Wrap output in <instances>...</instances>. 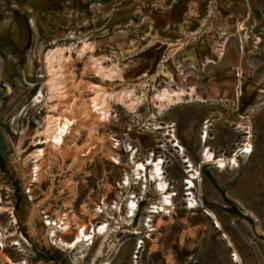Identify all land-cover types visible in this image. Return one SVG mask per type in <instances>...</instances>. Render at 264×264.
<instances>
[{
    "label": "rangeland",
    "instance_id": "374dc122",
    "mask_svg": "<svg viewBox=\"0 0 264 264\" xmlns=\"http://www.w3.org/2000/svg\"><path fill=\"white\" fill-rule=\"evenodd\" d=\"M166 91L183 97L160 111ZM50 115L74 122L61 148ZM248 144L238 167L204 163ZM151 157L160 215L152 166L137 179ZM104 224L93 245L53 241ZM0 234V264H264V0H0Z\"/></svg>",
    "mask_w": 264,
    "mask_h": 264
},
{
    "label": "bare ground",
    "instance_id": "6f19581e",
    "mask_svg": "<svg viewBox=\"0 0 264 264\" xmlns=\"http://www.w3.org/2000/svg\"><path fill=\"white\" fill-rule=\"evenodd\" d=\"M63 54V50H58V51H54L51 52L47 58V62H48V67L50 69L51 74V78L50 81L48 82V88L51 92V96L49 99H62L65 96V93L63 91H61V81H60V67H57V65H60L61 61H59L58 59L60 58V56ZM59 69V70H58ZM183 93V92H182ZM174 94V93H173ZM170 94L169 92H165L164 94L158 96L159 101L161 102L160 105V111L163 110V108H165L166 106H171L177 102H181L183 94L181 93H175V95ZM42 96V93H41ZM40 96V97H41ZM39 98V97H38ZM37 98V100H38ZM40 102V101H39ZM92 103L94 108L96 109V111L103 116V118L101 119H106L110 117V113L108 111L105 110V108H103V101H101L100 97H93L92 99ZM56 108H53L52 111H56ZM74 126V122L73 120H69L67 118H56L55 116H48V120H47V128L44 132V137H45V142L44 144L47 145H51L53 147H63L65 145L66 142V138L67 136L71 133V128ZM209 127H210V121H207L205 123V127H204V138H202V140L206 143L208 138H209ZM171 137L173 138L172 142H177L175 147L180 149L181 151H184V148L180 145V142L178 140V138L176 137L175 134L171 135ZM40 144H42V142H40ZM250 145H246L244 146L242 149H239L237 152L234 153V155L230 158H217L215 156V154H213L209 149H207L206 154L204 156L205 164H214L217 166L218 169H226L228 165H234L238 167V157L240 156L239 154H247V155H251L253 152V149L249 150ZM41 151H38L37 154ZM41 155H36L35 158L40 157ZM188 164V172L189 173H193L194 172V166L192 164V161H187L186 162ZM163 160H159L157 162V160H153V158L151 157L148 160V163L145 164H141L139 163L138 166V170H136L139 178L142 177V173L143 172H147V168L149 166H152V177L154 180H156L158 182V188L157 191L162 192L165 196V199L162 201V204L160 206L154 207V209H158L157 211L151 212V213H155L160 215V213L166 211V206H170L173 204V198H171V196H167L168 195V184L165 182L164 180V168H163ZM39 166L37 167V171L39 170ZM197 172V171H196ZM195 174H193V176H191L190 179H188L186 185L189 186L188 191H192L195 188V183L194 180H196V178L194 177ZM129 179V178H128ZM127 179V182L130 180ZM193 195L192 193L189 194ZM136 199V198H133ZM196 202L192 201L191 205L188 207L189 210H193L196 208ZM138 210V204L135 201L130 202V204H128V218H134L136 216V212ZM132 221V220H131ZM130 224V223H129ZM51 225H56L55 223L50 222V226ZM163 222L159 223V226H163ZM218 228L221 229L220 224L218 225ZM54 229V228H53ZM52 229V230H53ZM58 229V228H57ZM56 229V230H57ZM70 227L67 226L66 229H62L60 228V231H53V241H55V243H59L60 245L66 247L67 249H70L72 251H75L77 249L80 248V246H82V244H86V243H90V245L94 244V240L96 239V237L99 235L104 237H107V233H109V225L108 224H104L102 225V227L100 229H93L91 232H86V227L82 226L81 228L78 229V233L75 236V238L71 241V242H65L63 241L59 236H58V232H62V231H69ZM133 235H137L139 233H132ZM109 235V234H108ZM1 236V234H0ZM226 238V237H225ZM228 239V238H227ZM88 243V244H89ZM142 244V243H141ZM2 245V244H1ZM138 248V247H137ZM143 246H139V250L142 249ZM101 249V248H100ZM137 249V250H138ZM84 253V251H83ZM139 253V251H138ZM102 255V250L99 251V256ZM138 258V257H137ZM239 259V258H238ZM237 259V261H238ZM10 263L11 261L8 260ZM240 262V260L238 261ZM12 264H17V263H12Z\"/></svg>",
    "mask_w": 264,
    "mask_h": 264
},
{
    "label": "crops",
    "instance_id": "0c3cea01",
    "mask_svg": "<svg viewBox=\"0 0 264 264\" xmlns=\"http://www.w3.org/2000/svg\"><path fill=\"white\" fill-rule=\"evenodd\" d=\"M178 12L182 13L183 15H185V14H188L190 11L188 9L187 10L185 9L183 11L179 9Z\"/></svg>",
    "mask_w": 264,
    "mask_h": 264
}]
</instances>
